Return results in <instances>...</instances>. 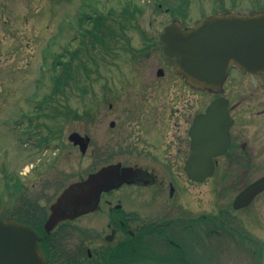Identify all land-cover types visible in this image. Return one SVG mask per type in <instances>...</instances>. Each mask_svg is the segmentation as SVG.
Wrapping results in <instances>:
<instances>
[{
  "label": "rangeland",
  "instance_id": "1",
  "mask_svg": "<svg viewBox=\"0 0 264 264\" xmlns=\"http://www.w3.org/2000/svg\"><path fill=\"white\" fill-rule=\"evenodd\" d=\"M159 1L162 2L160 7L157 0H0V218L23 211L24 220L30 221L28 214L33 211L31 204H35L36 196L44 212L45 205L63 186L91 170L118 160L126 164L141 162L147 158V149H164L170 132L154 124L143 107L148 96L145 80L150 79L154 84L158 79L157 84L164 89L166 99L172 100L176 79L167 74L168 70L161 78L155 74L157 64L166 63L157 38L162 26L173 16L164 9L167 5L177 7L180 0ZM127 2L142 5V12L138 14L141 17L136 23L138 28H127L126 35L130 46L136 48L143 44L141 32L153 38L145 55L130 57L124 46L128 44L123 39L112 54L99 47L95 57L98 71L91 73L90 79L85 78V72L81 73L83 83L79 82V86L84 88L68 87L55 101L59 106H70V114L79 116L60 114L53 118L47 103L38 109L37 102L46 99L51 91V63L55 54L66 52L68 45L74 50L79 44V14L108 15L111 10L118 13ZM222 7L251 12L264 8V0H188L183 21L192 25L203 14ZM121 46L124 48L118 49ZM232 78L233 73L229 79ZM250 83L254 82L250 80L247 84ZM245 88L250 86L245 85ZM137 103L138 106L134 105ZM168 105L167 113L170 112ZM249 110L247 108L246 112ZM244 117L237 130L243 132L253 146L255 121L247 113ZM111 121H114L112 127L109 126ZM46 126L56 135L49 145L39 147L33 145V141L28 142V138L47 134L50 130ZM71 131L89 135L90 144L85 154L68 141ZM134 150L136 154L132 153ZM26 163L37 165L31 168ZM145 168L155 170L160 180L172 179L181 201L183 218L180 222L190 224L197 217L196 233L189 232L186 239L182 238L188 243L189 238L194 239L196 235L193 254L197 256V264H264V196L256 198L249 207L240 210L231 207L237 191L264 174V166L218 167L202 182L190 181L182 166L170 167L159 162ZM15 176L24 184L21 194H13L18 186L14 185L18 182ZM146 189L152 187L140 188ZM218 218L225 225L219 224ZM243 233L249 245L241 241ZM248 246L261 250L255 255L262 257L255 258ZM191 251L190 248L185 250L189 255Z\"/></svg>",
  "mask_w": 264,
  "mask_h": 264
},
{
  "label": "flooded vegetation",
  "instance_id": "2",
  "mask_svg": "<svg viewBox=\"0 0 264 264\" xmlns=\"http://www.w3.org/2000/svg\"><path fill=\"white\" fill-rule=\"evenodd\" d=\"M139 17L141 16L128 18L135 20ZM167 59L164 58L165 64H157L155 74L161 78L168 70L167 74L170 73L176 79L172 100L166 99L164 89L157 84L158 79L154 80V84L147 79L145 82L148 81V96L146 95L143 106L153 118L154 124L169 130L167 144H164V149H147V158L141 162L128 161L126 164L118 160L122 164L143 167L144 170L126 177L121 185L102 191L93 210V201L80 203L74 209L73 205L63 199L60 205L62 204L68 214H72L74 210L82 214L58 222L50 233L42 234L41 230H44V222L58 194L45 205L44 212L37 198L38 205L28 214L30 221L24 220L25 214L21 216L19 213V217L28 222L41 237L40 245L45 264H128L133 261H161L165 258L166 251L176 248L180 250L182 238L187 237L182 234L180 221L183 217L177 188L172 179L160 180L155 170L145 167L161 162L180 168L193 150L205 156L208 147L220 150L218 154H209L214 168L264 166L263 75L247 73L231 66L221 88L216 91L203 90L189 85ZM159 68L162 71L159 72ZM232 73L234 79H229ZM240 76L244 78H235ZM250 80L254 83L247 84ZM245 85L250 88L246 89ZM167 103L170 108L168 113ZM134 105L138 106L139 103ZM208 107L213 108V113L205 117ZM247 108L251 110L246 112ZM226 113L231 121L228 116H223ZM246 113L255 121L256 140L253 146L243 132L237 130ZM135 150L132 151L133 154H136ZM150 187L152 189L140 190ZM263 196L264 191L254 201ZM196 219L197 217L193 224ZM194 227L196 229L195 225ZM188 245L191 249L196 248V235Z\"/></svg>",
  "mask_w": 264,
  "mask_h": 264
},
{
  "label": "water",
  "instance_id": "3",
  "mask_svg": "<svg viewBox=\"0 0 264 264\" xmlns=\"http://www.w3.org/2000/svg\"><path fill=\"white\" fill-rule=\"evenodd\" d=\"M159 37L164 54L174 58L176 71L197 87L218 89L231 62L245 71L264 74V11L211 14L187 28L173 20L163 27ZM212 111L210 107L207 113L211 115ZM68 139L74 145L78 144L83 153L90 140L87 135L82 136L76 131H72ZM209 151L216 152L215 148ZM135 170L129 166L121 167L120 163L109 164L90 173L83 182L70 185L51 206V214L45 223L46 231L55 221L66 216V210L60 205L63 198L73 206L80 201L96 200L102 190L120 185ZM213 170L211 159L201 157L197 151H193L184 166L187 176L195 181L204 180ZM263 190L264 175L236 194L233 208L246 206ZM39 240L27 225L12 218L0 220V264H43Z\"/></svg>",
  "mask_w": 264,
  "mask_h": 264
},
{
  "label": "trees",
  "instance_id": "4",
  "mask_svg": "<svg viewBox=\"0 0 264 264\" xmlns=\"http://www.w3.org/2000/svg\"><path fill=\"white\" fill-rule=\"evenodd\" d=\"M157 2L158 4L161 3L159 0ZM187 5L188 0H180L177 7L168 5V11L172 15L182 13L181 15L184 17V11ZM141 12L142 6L139 4H126L118 13L111 10L108 15H103L102 13L85 14L83 12L79 14V27L77 29L81 37L79 45L74 50L67 47L66 52L55 54L51 63V91L46 96V99L39 101L40 105L47 103L48 107L53 111V118H56L60 114L73 115L74 117L79 116L77 113L70 114L72 109L70 106H59L57 102L55 103L58 100L57 96L64 95L68 87L83 89L84 86H79V82L83 83L81 73L85 72V78L88 79L89 77L90 79L89 75L97 71L95 58L97 56V49L101 47L103 51H112L114 49L112 42L116 41L117 32L124 31L125 25L133 24L131 20H121L120 17L134 16ZM145 40H148L146 46H150L153 38L150 36L145 38ZM40 105L38 108H40ZM46 128L50 131L47 137L44 138H55V132L48 126ZM217 221L220 222L222 220L218 218ZM219 224L224 225V222H220ZM159 264H197V262L193 258L185 255V253L179 255L170 253Z\"/></svg>",
  "mask_w": 264,
  "mask_h": 264
}]
</instances>
